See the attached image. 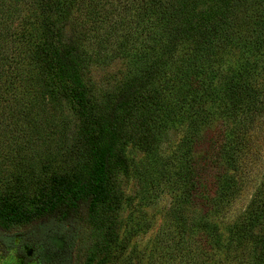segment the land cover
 Listing matches in <instances>:
<instances>
[{
  "label": "trees",
  "instance_id": "trees-1",
  "mask_svg": "<svg viewBox=\"0 0 264 264\" xmlns=\"http://www.w3.org/2000/svg\"><path fill=\"white\" fill-rule=\"evenodd\" d=\"M92 40L124 65L110 84L91 79ZM46 96L74 118L59 164L33 155ZM171 130L182 135L162 160ZM128 145L173 191L146 264H264V163L233 211L264 149V0H0V245L37 247L40 264L110 255Z\"/></svg>",
  "mask_w": 264,
  "mask_h": 264
},
{
  "label": "rangeland",
  "instance_id": "rangeland-1",
  "mask_svg": "<svg viewBox=\"0 0 264 264\" xmlns=\"http://www.w3.org/2000/svg\"><path fill=\"white\" fill-rule=\"evenodd\" d=\"M76 13L70 19L71 30L79 37H83L87 35L90 24L84 20V15ZM96 37L101 36L98 34ZM87 50L90 55L89 74L98 86L112 83L124 70L121 59L115 55L113 43L103 45L102 41L92 40ZM45 99L40 97L31 109L36 127V131L32 132L34 138L36 137L33 155L40 157V163L56 161L59 164L61 153L65 155L74 143V118L70 106L64 99H56L53 96L51 98L46 96ZM181 135L180 130H171L165 141L156 148L157 155H160L162 160L172 154ZM3 151L4 148L1 146L0 153ZM125 155L128 170L120 178L122 199L117 218V243L112 245L110 255L105 257L97 255L92 264H146L153 238L164 224L171 207L173 191L167 189L170 183L165 176H159L156 169L148 167L146 153L128 145L125 148ZM263 163L264 149L261 153L260 168L259 166L256 168V158L250 162L247 169L249 182L235 200L233 205L235 214L242 212L249 202ZM140 174L146 177L140 180ZM150 178L154 179V186L150 184ZM17 243L15 240V245ZM25 251L28 256L23 258L17 254L16 247L4 248L0 245V264L39 263L37 247L26 248ZM77 256L74 255L73 260H76Z\"/></svg>",
  "mask_w": 264,
  "mask_h": 264
}]
</instances>
